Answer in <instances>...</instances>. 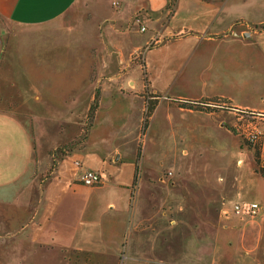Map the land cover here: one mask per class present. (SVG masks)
Instances as JSON below:
<instances>
[{
    "label": "crops",
    "instance_id": "obj_1",
    "mask_svg": "<svg viewBox=\"0 0 264 264\" xmlns=\"http://www.w3.org/2000/svg\"><path fill=\"white\" fill-rule=\"evenodd\" d=\"M261 24L264 0H0V202L15 232L34 209L64 213L70 188L72 229L50 235L64 264L66 250L75 264L123 251L125 264H264V210L233 211L264 206L237 128L248 114L264 132ZM84 169L102 182L82 184Z\"/></svg>",
    "mask_w": 264,
    "mask_h": 264
},
{
    "label": "rangeland",
    "instance_id": "obj_2",
    "mask_svg": "<svg viewBox=\"0 0 264 264\" xmlns=\"http://www.w3.org/2000/svg\"><path fill=\"white\" fill-rule=\"evenodd\" d=\"M153 44L154 43L150 42L149 45L151 46ZM135 60L141 61L142 55L137 56ZM150 99H154V97H151ZM215 104L217 103H211V106L215 107ZM39 115L42 116L41 113H39ZM252 116L253 115H248V114L245 115L242 121L244 127L252 128L255 125V121L257 119ZM151 117L152 114L149 117L145 135L141 133V138H140L141 148L143 147L146 140ZM36 122H39V118L37 119ZM237 128L241 133L239 134V132H237L242 138V145L251 152L252 160L254 164V156H253L254 150L249 149L244 145L243 143L244 135L242 132L243 131L242 127L237 126ZM261 136H262L261 146H263L264 132L263 135ZM262 158L264 159L263 153H262ZM254 168H255V164H254ZM67 191H66L67 206L64 210V213H62L61 210L55 213L56 210H54L51 207H48L46 211H44V213L43 212L37 213L36 210L34 209V211H32V217H30V220H28L30 225H28V232L26 233L20 230L15 232L14 230L18 228L13 226V223L16 221L13 220V202H7V203L0 202V264H64V261L62 260L63 253L60 251L57 244L52 243L50 235L51 232H53L54 227L57 234L63 232L69 233V231L72 229V225L74 222V218L72 217L73 209H74L73 196H77V195H74V190H71L70 188H69V192ZM56 199L57 196H54V193H52L51 203H55ZM69 199H71L72 203L68 206ZM44 224H46V228L44 230V233H41L39 230ZM48 241L52 243L50 247L47 245ZM60 254H61V259L59 257ZM65 254H66V258L67 256L71 257L70 260L71 262H69V264H75V261H73L74 252L72 250H66ZM78 257L80 259L76 261V264L95 263V260L93 259V255L90 256V254L88 253L85 252L79 253ZM125 263H126V255L123 251V254L119 258L118 264H125Z\"/></svg>",
    "mask_w": 264,
    "mask_h": 264
},
{
    "label": "built area",
    "instance_id": "obj_3",
    "mask_svg": "<svg viewBox=\"0 0 264 264\" xmlns=\"http://www.w3.org/2000/svg\"><path fill=\"white\" fill-rule=\"evenodd\" d=\"M117 3H118L117 1L114 2L115 5ZM146 30H147V27L145 25H142L141 31H146ZM157 40H158L157 37L154 38L152 43H154ZM248 112H249L248 110H245V113H248ZM149 117L150 116H148L147 107H146L144 118H143L142 131H141L143 135H145ZM240 127H242L243 135L246 138H249V139L257 138L260 135V132L257 129L246 128L244 126H240ZM79 181L86 186L93 187V186L99 185L102 182V175L98 171L91 170V169H84L79 175ZM263 210H264V206L259 202L243 201V202H237L233 205L234 213L241 217L258 218L262 215Z\"/></svg>",
    "mask_w": 264,
    "mask_h": 264
},
{
    "label": "trees",
    "instance_id": "obj_4",
    "mask_svg": "<svg viewBox=\"0 0 264 264\" xmlns=\"http://www.w3.org/2000/svg\"><path fill=\"white\" fill-rule=\"evenodd\" d=\"M257 28L264 29V24L257 26ZM150 98L147 100L148 116L153 114V112L155 111L156 105H157V97H154V99H150ZM184 103H189V102H184ZM193 103L195 104V106L197 104H200V103H196V102H193ZM206 105L210 106L209 104H206ZM97 107H98V103H97V100L95 99V101L93 102V104L89 110V113H88L89 121L87 123L88 125L85 127V131H87L88 128L90 127V123L92 121V118L94 116V113H95V110L97 109ZM243 137H244L243 138L244 145L246 147H248L249 149L254 150V153H253L254 164H255V169H256L257 173L259 175H261L262 177H264V159L262 158V146H261L260 135L257 138H252V139L246 138L245 136H243ZM73 146H74V144H72V143L67 144L63 148L59 149V151H61V152L67 151V150L71 149Z\"/></svg>",
    "mask_w": 264,
    "mask_h": 264
},
{
    "label": "water",
    "instance_id": "obj_5",
    "mask_svg": "<svg viewBox=\"0 0 264 264\" xmlns=\"http://www.w3.org/2000/svg\"><path fill=\"white\" fill-rule=\"evenodd\" d=\"M245 36H247V35L245 34Z\"/></svg>",
    "mask_w": 264,
    "mask_h": 264
}]
</instances>
